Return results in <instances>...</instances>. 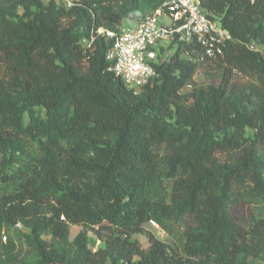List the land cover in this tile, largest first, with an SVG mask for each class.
I'll return each instance as SVG.
<instances>
[{"label": "trees", "instance_id": "1", "mask_svg": "<svg viewBox=\"0 0 264 264\" xmlns=\"http://www.w3.org/2000/svg\"><path fill=\"white\" fill-rule=\"evenodd\" d=\"M161 1L0 0V264H264V0H200L232 35L203 64L219 85H195L185 44L135 93L99 29ZM185 218L182 250L146 230Z\"/></svg>", "mask_w": 264, "mask_h": 264}, {"label": "built area", "instance_id": "2", "mask_svg": "<svg viewBox=\"0 0 264 264\" xmlns=\"http://www.w3.org/2000/svg\"><path fill=\"white\" fill-rule=\"evenodd\" d=\"M57 1L66 6L75 2ZM126 20L130 25L122 22L118 29L100 28L99 32L112 40L107 54L108 69L135 93L153 80L160 57L170 54L171 49L189 45L182 57L203 65L223 57L232 40L230 31L203 10L200 0H162L145 15ZM85 42L90 46L89 41ZM191 88L189 83L185 89ZM149 223L161 228L155 220ZM3 240H7L6 235Z\"/></svg>", "mask_w": 264, "mask_h": 264}, {"label": "rangeland", "instance_id": "3", "mask_svg": "<svg viewBox=\"0 0 264 264\" xmlns=\"http://www.w3.org/2000/svg\"><path fill=\"white\" fill-rule=\"evenodd\" d=\"M44 1H49V0H44ZM141 13H146L150 10L149 6H143L141 7ZM124 24L126 25H130L128 20H123L122 21ZM257 48V47H256ZM261 49L264 47H260ZM4 68L1 67L0 68V74L3 72ZM207 68L202 65L198 68L195 76H194V81L196 82L195 85L197 86H203V85H207V84H214V85H219L221 82V73L219 72V70H213L211 72V74H207L206 73ZM250 79L249 77L244 76L243 74L239 73V72H235V76L233 79V82L235 84L238 85H244L247 82H249ZM185 91H187V89H185ZM44 114V112H43ZM247 134L250 137L254 136V130L252 129H248L247 130ZM253 211V208L251 209L250 206L248 205H240V206H235L232 209V213L234 214V216L238 219H242L244 217H247V219L249 218V216L251 215V212ZM255 213L259 214L260 216H264V205L261 207H258L257 209L254 210ZM190 224H192V220L190 218H185L180 222H171L169 224V228L170 229H164L163 227L161 228H156L153 227L150 223H146V230L150 231L152 233H154L156 235V237L167 241L170 246L172 248H178L180 250L183 249V238H184V232L186 231V229L190 226ZM84 229L83 225H72L71 226V238H74L76 236V234L80 231ZM17 231L19 232V234L21 236H24V234L26 233V229L22 228L20 225L17 227ZM89 235L91 238V247L94 249L99 248L100 246H103L104 243L103 241H101L97 235L95 234L94 231L90 230L89 231ZM49 238V236L47 237ZM135 238L140 242V244L142 245L143 248H148L150 243L149 240L146 236L145 233H140V234H136ZM23 254L24 255H31L30 253V248H28L27 245L24 246L23 248Z\"/></svg>", "mask_w": 264, "mask_h": 264}]
</instances>
